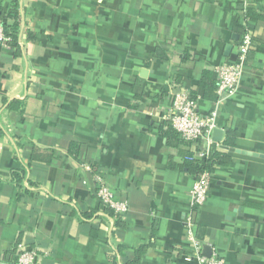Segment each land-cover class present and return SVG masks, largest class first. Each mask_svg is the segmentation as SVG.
I'll list each match as a JSON object with an SVG mask.
<instances>
[{
    "label": "crops",
    "instance_id": "1",
    "mask_svg": "<svg viewBox=\"0 0 264 264\" xmlns=\"http://www.w3.org/2000/svg\"><path fill=\"white\" fill-rule=\"evenodd\" d=\"M13 10L20 49L0 45V261L25 244L38 264H199L191 219L203 255L264 264V0H0L5 26ZM247 32L239 91L205 100L203 72L236 61ZM193 93L246 153L221 150L230 162L198 211L190 148L165 137L175 97ZM97 179L126 215L101 205Z\"/></svg>",
    "mask_w": 264,
    "mask_h": 264
},
{
    "label": "built area",
    "instance_id": "2",
    "mask_svg": "<svg viewBox=\"0 0 264 264\" xmlns=\"http://www.w3.org/2000/svg\"><path fill=\"white\" fill-rule=\"evenodd\" d=\"M10 38L5 32V25L0 20V45L9 47ZM254 46L253 35L247 32L243 35L239 46V57L236 61L218 67L215 72L218 76L217 95L219 98L235 95L241 86L245 74L247 56ZM173 130L189 146L198 149L197 156L205 160L213 148L212 135L216 128L215 115L202 116L198 110V100H193L188 95H177L172 104V111L168 117ZM207 141L209 147L205 148L203 142ZM218 150L221 144H216ZM96 196L101 205L112 210L118 216H124L129 211L126 201L118 198L116 192L103 180L97 179ZM212 183V174H201L196 180L191 191L192 208L201 210L207 202ZM187 238L194 247V258L199 264H225L216 252H212L210 258L202 254V246L195 236V223L187 221ZM39 254L37 250L25 244L19 245L18 253L12 264H38ZM0 264H5L0 261Z\"/></svg>",
    "mask_w": 264,
    "mask_h": 264
},
{
    "label": "trees",
    "instance_id": "3",
    "mask_svg": "<svg viewBox=\"0 0 264 264\" xmlns=\"http://www.w3.org/2000/svg\"><path fill=\"white\" fill-rule=\"evenodd\" d=\"M11 19L14 21L12 25L5 26V32L7 36L10 38L9 47L13 50H19L20 49V27L18 20L20 18L19 13L15 10H13L10 13ZM29 40H33V37L31 35L28 36ZM254 40V39H253ZM250 53V52H249ZM186 59V58H185ZM200 89L203 91V97L205 100L210 102H217L218 101V95H217V89H218V76L215 71H204L202 75V79L200 81ZM191 99L197 100V94L193 93L190 96ZM169 130L171 132H166L165 137L168 139L169 142H175L180 144H184L190 148V151L185 156V168L188 170L189 173L193 174L198 177L201 174L204 173H214V171L219 167L227 166L230 162L229 160V154L227 152L218 150L217 145L214 144L213 148L208 155V157L205 160H201L197 154L200 152L198 149L193 148L192 146H189L186 144L180 136L173 130L171 124ZM171 133V134H170ZM220 149H234L236 147L235 144V133L230 131L227 135V138L223 141V143L220 145ZM80 149V145L76 142H72L69 151L73 155H78V150ZM36 150H34L33 153V159L38 160L41 159L37 154ZM25 170H16L13 172V181L18 187L22 186V182L25 179ZM117 226L121 229L125 228V224L123 221L118 220L116 222ZM115 261V259H114ZM126 264H140V254L132 261L127 262Z\"/></svg>",
    "mask_w": 264,
    "mask_h": 264
},
{
    "label": "water",
    "instance_id": "4",
    "mask_svg": "<svg viewBox=\"0 0 264 264\" xmlns=\"http://www.w3.org/2000/svg\"><path fill=\"white\" fill-rule=\"evenodd\" d=\"M223 135H224V130H221L219 128H215L214 131H213V141L216 143V144H221L222 141H223ZM227 150L231 153H238V154H246L244 152H241L240 150H237V149H229L227 148ZM262 158H264V156H260ZM204 255L208 258L211 257L212 255V250L211 248H209L208 246H206L204 248Z\"/></svg>",
    "mask_w": 264,
    "mask_h": 264
}]
</instances>
